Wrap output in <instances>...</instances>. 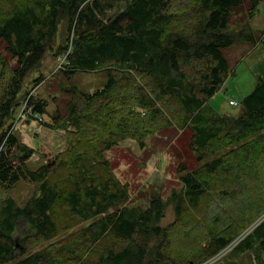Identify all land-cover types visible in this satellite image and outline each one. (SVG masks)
Listing matches in <instances>:
<instances>
[{
    "label": "trees",
    "instance_id": "trees-1",
    "mask_svg": "<svg viewBox=\"0 0 264 264\" xmlns=\"http://www.w3.org/2000/svg\"><path fill=\"white\" fill-rule=\"evenodd\" d=\"M263 1L0 0V264H200L239 236L242 229L218 221L205 224L196 258L195 246L178 253L183 258L166 250L171 226L196 241L205 200L225 209L234 181L264 175V74L237 115L216 114L207 103L230 72L227 49L264 42V30L251 25ZM246 4V19L232 26ZM48 51L65 54L59 71L68 81L77 71H103L106 81L92 92L62 88L66 108L46 125L65 129L67 146L31 169L34 150L13 120L23 101L39 120L48 113L47 100L27 96L25 85ZM172 125L189 134L191 159L176 168L181 187L165 199L152 192L147 206L127 204L128 184L106 152L127 138L144 147ZM20 180L34 185L22 205L10 193ZM257 184L250 219L260 221L230 258L250 252L251 264H264V182ZM169 205L175 224L164 226Z\"/></svg>",
    "mask_w": 264,
    "mask_h": 264
},
{
    "label": "rangeland",
    "instance_id": "rangeland-1",
    "mask_svg": "<svg viewBox=\"0 0 264 264\" xmlns=\"http://www.w3.org/2000/svg\"><path fill=\"white\" fill-rule=\"evenodd\" d=\"M123 6L124 2L117 5L118 8ZM246 14H248L247 4L244 8H239L237 13L232 16V26L236 27L237 22L246 19ZM255 14L251 20V25L256 30H264V1ZM62 27L63 25H60L59 39L60 34L63 35L64 27ZM226 54L231 61L230 72L222 87L208 99L207 103L216 114L235 116L241 111L242 98L252 91L258 76L264 74V42L251 47L236 44L227 49ZM63 55L55 56L51 51H48L38 69L32 71L25 81L27 89H30L27 96L34 95L45 98L48 102V113L39 120L31 115V107H26V103L23 101L17 108L13 120V129L19 139L34 150L27 161L31 169L37 168L48 159L54 160V156L63 152L67 146L66 130L51 128L46 125V123H52V115L57 112H64L66 108V102L70 95L62 88L74 84L81 90L92 92L103 86L106 81V75L103 71H77L68 81L59 71L61 60L59 57H63ZM39 74L43 75V80L37 85H33L31 79ZM231 99L235 100L237 104H231ZM181 131L176 125H172L147 136L144 147H140L136 140L127 138L106 152L117 177L128 184L130 198L127 204L147 206L152 192H160L165 199L173 189L178 190L181 187L179 173L176 171L177 164L180 160L191 159L187 146L189 134ZM245 175H241L239 180L234 181V198L225 201V209L222 208L221 210L217 207V202L214 203L213 200L204 199L198 214L202 216V222L199 225L196 224V228L192 231V233L196 232V241H194V236L191 234L184 236L183 230L177 228L178 225L174 223L172 205H169L165 210L161 224L164 226L175 225L171 226L169 230L170 241L166 250L183 258L185 256L180 255L182 250L190 255L191 251L188 252V250H194L195 246L196 253L193 258H196L198 256L197 248L202 243V240H198V238H202L207 230L205 224L214 225L218 221V225H228L231 230L242 229V233H248L260 221L261 215L256 217L254 222L250 219L255 215L253 205L258 203L255 202V198H252L257 192L252 193V190L255 187H261L257 182H264V175L259 172L258 179L247 178ZM33 189L34 185L31 182L20 180L12 187L10 193L16 202L22 205L31 196ZM214 214L222 216L220 219H216L217 221L214 220L216 222L213 223ZM240 214L241 216H239ZM190 221L186 220L185 222ZM182 224L180 223V225ZM233 248L225 250L211 264H228L229 262L232 264H251L250 252H245L240 254L241 256L231 259L230 257L234 256L231 252Z\"/></svg>",
    "mask_w": 264,
    "mask_h": 264
},
{
    "label": "built area",
    "instance_id": "built-area-1",
    "mask_svg": "<svg viewBox=\"0 0 264 264\" xmlns=\"http://www.w3.org/2000/svg\"><path fill=\"white\" fill-rule=\"evenodd\" d=\"M60 60V64L59 67L63 68V65L66 62V56L65 54L63 55V57H59ZM230 103L233 105H236L237 102L233 99L230 100ZM36 118L39 119V117L37 115H35ZM247 232H244L242 234H240L239 236H237L234 240H232L226 247H224L222 250H220L216 255H214L213 257L209 258L208 260H206L205 262H203L202 264H211L212 261L215 260V258L219 257L221 255V253L225 252V250H230L231 248H233L240 240L241 238L246 234Z\"/></svg>",
    "mask_w": 264,
    "mask_h": 264
}]
</instances>
